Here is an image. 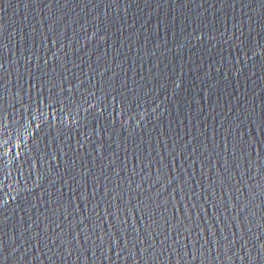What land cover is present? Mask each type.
<instances>
[{
	"label": "water",
	"instance_id": "obj_1",
	"mask_svg": "<svg viewBox=\"0 0 264 264\" xmlns=\"http://www.w3.org/2000/svg\"><path fill=\"white\" fill-rule=\"evenodd\" d=\"M0 209L35 264H264V0H0Z\"/></svg>",
	"mask_w": 264,
	"mask_h": 264
}]
</instances>
